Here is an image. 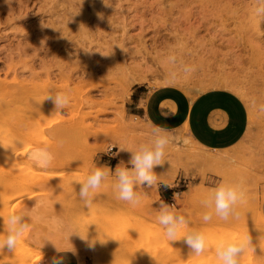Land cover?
I'll return each instance as SVG.
<instances>
[{"label":"rangeland","instance_id":"1","mask_svg":"<svg viewBox=\"0 0 264 264\" xmlns=\"http://www.w3.org/2000/svg\"><path fill=\"white\" fill-rule=\"evenodd\" d=\"M254 8L255 0H0V236L10 213L29 211L41 198L48 200L41 209L46 218L60 217L77 232L68 241L25 217L30 229L15 251L0 249V264H46L57 252L53 243L73 247L82 264H218L217 242L243 236L251 237L254 250L240 264H264V18ZM182 64L196 71L170 80ZM71 66L77 72L67 83ZM139 84L173 85L191 97L231 89L244 100L249 122L224 150L201 146L184 128L172 130L190 144L166 149L164 163L153 169L160 186H137L142 203L132 206L116 198L113 183L117 166L132 167L120 146L150 138L151 125L132 113L131 91ZM66 90L69 104L51 107L47 96ZM36 147L52 154L49 168L27 158ZM94 167L111 174L92 207H83L78 182ZM222 182L240 183L245 192L240 219L213 214L205 223L200 201ZM198 184L205 191L189 201ZM160 201L205 233L202 256L192 255L183 238L166 239L157 219Z\"/></svg>","mask_w":264,"mask_h":264},{"label":"clouds","instance_id":"2","mask_svg":"<svg viewBox=\"0 0 264 264\" xmlns=\"http://www.w3.org/2000/svg\"><path fill=\"white\" fill-rule=\"evenodd\" d=\"M254 14L258 18H264V0H255ZM167 60L173 66L177 63L175 54H170ZM195 71V66L182 64L178 70L169 73V79L175 81L181 74L187 77ZM69 92L70 90L58 91L54 95L49 94L47 99L53 102L56 110L63 109L70 102ZM259 111L264 112V105L259 107ZM177 143L187 146L190 144V140L182 139L166 127L152 124L150 138L147 142L132 147H122L120 151L130 153L128 163L132 167H116L115 182L113 183V188L117 194L116 198L130 203L132 206L140 205L142 201L136 187L143 184L149 187L158 185L159 177L153 169L164 163L166 149ZM27 158L41 169L49 168L53 161L52 154L46 148L41 147L29 151ZM229 163H235V161L232 160ZM110 174L109 168L94 167L84 179L78 182L80 184L78 195L83 202V207H92L94 194L100 189L102 183L109 179ZM162 185L165 188L172 187L169 184ZM244 197L245 192L240 183L222 182L218 184L204 193L200 201L205 209L202 214L203 221L205 223L211 221L213 214L222 221H228L230 217L239 220L240 213L237 211V205L243 202ZM173 198H175V194H173ZM47 207V198H41L29 211L10 213L7 217L6 234L0 236V249L6 246L10 251H15L25 232L31 227L30 223L27 222L29 220L31 224H46L51 234L61 236L68 241L74 233L77 234L64 219L60 217L46 218L41 213V209ZM159 209L157 219L159 224L163 226L166 239L170 242L183 238L184 243L191 249L192 255L202 256L208 247L205 233L189 228L190 221L184 215L179 214L173 205L160 201ZM25 217L28 218L27 221H25ZM53 244L57 252H62L55 243ZM253 250L250 236L236 239L221 238L216 244L215 258L218 264H240L241 257L246 252ZM65 251H73L75 254L73 247ZM52 264H63V258L54 257Z\"/></svg>","mask_w":264,"mask_h":264},{"label":"crops","instance_id":"3","mask_svg":"<svg viewBox=\"0 0 264 264\" xmlns=\"http://www.w3.org/2000/svg\"><path fill=\"white\" fill-rule=\"evenodd\" d=\"M132 113L142 116L150 125L170 130L186 129L201 146L224 150L234 145L246 132L248 113L244 100L227 88H210L194 97L173 85L149 88L135 85L131 91ZM185 181V179H183ZM185 191V189H184ZM175 190L164 194L172 196ZM55 252L45 258H63V264H82L79 253Z\"/></svg>","mask_w":264,"mask_h":264},{"label":"bare ground","instance_id":"4","mask_svg":"<svg viewBox=\"0 0 264 264\" xmlns=\"http://www.w3.org/2000/svg\"><path fill=\"white\" fill-rule=\"evenodd\" d=\"M17 47V46H16ZM21 46H18L17 48H20ZM20 50L23 52V53H25L26 51H25V48H20ZM19 53V52H18ZM8 56V55H7ZM10 56V55H9ZM41 59V58H40ZM74 66H71L70 67V71H68V73H70V72H73L72 74H69V75H66V79H65V82H70L71 80H73V76L75 75V73L77 72L76 70H74V71H72ZM11 67H9V69H10ZM75 68V67H74ZM62 70L60 71V74L62 75ZM49 74V72L48 71H46V75H48ZM137 79V78H136ZM225 80V79H224ZM180 82V81H179ZM51 107H53L54 109H55V106H54V104H53V102L51 103ZM50 107V108H51ZM45 109H48V108H45ZM50 111V110H49ZM36 112V111H35ZM47 113V112H46ZM49 113V112H48ZM34 114V113H33ZM36 114V113H35ZM34 114V115H35ZM34 115H32L31 114V117H32V119L34 118L33 116ZM37 116V115H36ZM30 117V118H31ZM50 117H51V113L50 114H46L43 118L41 117V120H48V119H50ZM34 122H33V125L36 123L37 124V126L38 125H40V121L36 118H34V120H33ZM32 122V121H31ZM42 123V122H41ZM186 130V129H185ZM41 131V130H40ZM117 146V145H116ZM120 148H122V146H120ZM194 150V149H193ZM193 154H195L194 152H193ZM163 179L164 180H168V178H166V177H163ZM16 182V181H15ZM13 183V182H12ZM11 185V184H10ZM13 185V184H12ZM14 186V189L16 190V187L17 186H15V185H13ZM13 186H11V187H13ZM205 187L203 186V184H198V185H196L195 186V189H194V191H192V192H190V193H188L187 195H188V198H189V201L191 200V199H193V197L198 193V192H201V191H205ZM14 190V191H15ZM13 193V192H12ZM15 193H16V191H15ZM14 194V193H13ZM186 204V203H185ZM261 217V216H260ZM264 219V218H263ZM262 224V223H261ZM107 229H109V228H107ZM259 231V230H258ZM94 255H93V257L94 258H96L97 257V255L95 254V253H93ZM181 256V255H180ZM184 256V255H183ZM81 258V260H82V262H83V258L82 257H80ZM33 264H35V263H33Z\"/></svg>","mask_w":264,"mask_h":264}]
</instances>
